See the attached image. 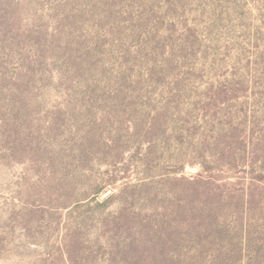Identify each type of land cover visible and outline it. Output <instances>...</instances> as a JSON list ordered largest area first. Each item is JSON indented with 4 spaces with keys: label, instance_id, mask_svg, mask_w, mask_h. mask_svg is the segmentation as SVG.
I'll return each instance as SVG.
<instances>
[{
    "label": "rangeland",
    "instance_id": "rangeland-1",
    "mask_svg": "<svg viewBox=\"0 0 264 264\" xmlns=\"http://www.w3.org/2000/svg\"><path fill=\"white\" fill-rule=\"evenodd\" d=\"M23 12L32 29L39 22L46 29L23 52L0 34V70H9L8 84L29 64L22 57L42 55L50 74L23 112L0 113V264H81L82 241L104 263L106 252L96 242L100 216L118 210L120 201L94 208L81 201H103L142 176L131 160L138 149L125 112L133 100L115 94L127 88L111 81L109 71L130 74L134 62L139 84L156 72L150 87L134 89L142 93L140 104L161 99L160 83L171 101L180 98L177 89L201 104L228 97L233 123L251 130L246 116L264 115V0H35ZM121 35L120 47L136 50L119 49ZM167 69L185 72V85H169L164 73L157 79ZM239 102L254 112L242 114ZM225 114L213 117L229 122ZM113 138L123 144L118 162L105 148ZM199 170L188 165L184 173ZM112 178H118L114 186Z\"/></svg>",
    "mask_w": 264,
    "mask_h": 264
},
{
    "label": "trees",
    "instance_id": "trees-1",
    "mask_svg": "<svg viewBox=\"0 0 264 264\" xmlns=\"http://www.w3.org/2000/svg\"><path fill=\"white\" fill-rule=\"evenodd\" d=\"M33 1L0 0V34L11 36L6 41L19 52L33 34L46 29L41 22L32 29L21 16ZM122 35L115 38L119 49L125 53L136 50L131 45L128 50L120 47L125 39ZM21 60L29 64L20 66L8 84L9 70H0V113L8 109L23 112L30 94L34 96L36 91L40 97L44 91L40 81L50 74L47 58L29 55ZM161 73L169 75V85H185L187 74L182 70L171 73L167 69L157 73V79ZM155 74L152 71L139 84L141 76L134 62L130 74L122 68L116 74L109 71L110 77H116L111 81L127 88V92L117 90L115 94L121 98L129 93L133 100L125 112L130 117L132 148L138 149L131 160H137L142 176L135 183L118 186L103 201H81V206L89 208L112 198L120 201L118 210L100 216L96 242L106 252L104 263L82 241L81 264H264V115H247L243 124L251 130L239 131L228 97L201 104V100L191 102L187 92L177 89L180 98L171 101L167 99L171 90L161 83V99L140 104L142 93L134 89L150 87ZM60 75L63 84L64 71ZM245 105L240 103L242 114L254 112ZM225 111L229 122L213 117ZM106 143L113 162L124 157L121 141L113 138ZM188 165H198L199 172L185 175ZM117 179H110L109 184L114 186ZM68 264L77 263L68 260Z\"/></svg>",
    "mask_w": 264,
    "mask_h": 264
}]
</instances>
